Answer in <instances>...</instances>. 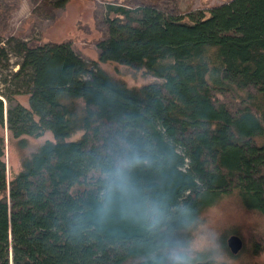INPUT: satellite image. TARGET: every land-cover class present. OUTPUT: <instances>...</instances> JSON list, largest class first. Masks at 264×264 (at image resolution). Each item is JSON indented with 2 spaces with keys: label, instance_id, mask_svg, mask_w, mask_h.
Wrapping results in <instances>:
<instances>
[{
  "label": "trees",
  "instance_id": "trees-1",
  "mask_svg": "<svg viewBox=\"0 0 264 264\" xmlns=\"http://www.w3.org/2000/svg\"><path fill=\"white\" fill-rule=\"evenodd\" d=\"M158 10L110 12L88 76L74 74L81 56L69 42H22L14 74L25 72L24 93L39 113L33 135L51 138L8 176L0 135V264H10V227L37 264H173L176 255L181 264H229L190 250V225L227 192L264 216V36L241 42L190 33L179 45L181 24ZM5 56L0 44V65ZM105 62L127 68L133 82ZM148 121L182 153L172 169L176 187ZM82 172H91L90 184H71ZM117 173L122 180L112 183ZM263 251L264 238H255L251 253Z\"/></svg>",
  "mask_w": 264,
  "mask_h": 264
},
{
  "label": "rangeland",
  "instance_id": "rangeland-1",
  "mask_svg": "<svg viewBox=\"0 0 264 264\" xmlns=\"http://www.w3.org/2000/svg\"><path fill=\"white\" fill-rule=\"evenodd\" d=\"M146 4L155 10L168 11L181 24L175 27L179 45H185L190 33L200 39L241 42L264 36V0H68L63 6L59 5V0H0V44L6 54L4 65H0L3 105L0 135L4 137L8 176L20 169V160L24 156L51 138L48 131L41 136L33 135V121H38L39 113L33 100L24 93L25 72L20 76L14 74L24 61L22 42L30 47L46 42H69L72 54L81 56V59L76 57L74 74L88 76L93 69L90 60L98 58L97 42L105 35L108 14L120 8ZM102 66L129 83L133 82L124 66L113 62L102 63ZM43 120L39 119L40 123ZM148 123L159 141L164 174L176 187L172 169L182 153L178 148L172 149L171 142L159 127L152 121ZM90 177L91 172L75 174L70 183L87 187ZM145 189V184L141 183L142 192L147 191ZM104 216L107 223L115 224L113 213L104 212ZM231 231H237L243 242L236 254H232L226 244L227 237L234 234ZM188 233L189 249L199 255L229 264H264V251L256 256L251 253L252 241L264 238V216L245 209L235 192L222 194L216 204L205 209L190 225ZM8 242L10 264H37L29 243L19 230L9 228Z\"/></svg>",
  "mask_w": 264,
  "mask_h": 264
},
{
  "label": "water",
  "instance_id": "water-1",
  "mask_svg": "<svg viewBox=\"0 0 264 264\" xmlns=\"http://www.w3.org/2000/svg\"><path fill=\"white\" fill-rule=\"evenodd\" d=\"M227 247L232 254H236L242 248V239L237 234H231L226 239Z\"/></svg>",
  "mask_w": 264,
  "mask_h": 264
},
{
  "label": "clouds",
  "instance_id": "clouds-1",
  "mask_svg": "<svg viewBox=\"0 0 264 264\" xmlns=\"http://www.w3.org/2000/svg\"><path fill=\"white\" fill-rule=\"evenodd\" d=\"M112 183H117L118 181L122 180V176L117 173L115 177L109 178ZM173 264H181L180 258L178 255L173 257Z\"/></svg>",
  "mask_w": 264,
  "mask_h": 264
}]
</instances>
